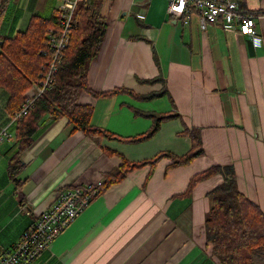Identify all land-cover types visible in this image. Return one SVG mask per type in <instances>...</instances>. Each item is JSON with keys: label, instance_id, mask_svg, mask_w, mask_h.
<instances>
[{"label": "crops", "instance_id": "crops-1", "mask_svg": "<svg viewBox=\"0 0 264 264\" xmlns=\"http://www.w3.org/2000/svg\"><path fill=\"white\" fill-rule=\"evenodd\" d=\"M107 22L98 56L90 62V89L127 92L95 96L81 91V104L93 106L91 124L120 135L150 128L151 112L178 111L149 139L122 142L72 131L66 115H45L22 155L17 180L8 172L17 147L10 92L0 88V254L14 247L38 214L49 208L62 187L94 183L129 160L168 149L184 154L191 138L184 126L200 127L204 154L172 166L163 157L134 168L106 187L42 251L32 264H219L206 240L208 192L221 172L192 178L216 165H233L241 192L264 211V0H239L253 14L262 45L223 17L202 28L199 10L190 17L168 12L169 0H88ZM2 36H14L36 15L51 17L62 0H0ZM160 76L154 83L141 79ZM6 110L8 112H6ZM4 134V136L2 135ZM151 173V174H150ZM19 182V183H18Z\"/></svg>", "mask_w": 264, "mask_h": 264}, {"label": "trees", "instance_id": "trees-1", "mask_svg": "<svg viewBox=\"0 0 264 264\" xmlns=\"http://www.w3.org/2000/svg\"><path fill=\"white\" fill-rule=\"evenodd\" d=\"M3 14L4 3L0 5V25ZM60 18V9L51 17L36 14L14 36H2L0 33V87H6L10 92L6 108L12 116L21 109L27 91L43 80L48 71V63L53 58L50 39L60 29ZM106 31V18L99 13L96 5L88 0H80L74 11L70 39L62 52L53 81L36 97L27 113L12 121L17 124V147L10 158L8 172L16 180L24 165L23 152L34 140V134L42 126L41 120L45 115H66L72 131L81 129L98 141L107 137L128 143L149 139L160 129L162 122L182 116L178 111L151 112L148 114L153 119L150 128L134 135H120L91 124L93 106L81 104L78 100L83 90L95 96H108L123 91L140 98H153L168 93L166 85L149 94H140L126 87L102 92L90 89L89 65L98 56ZM160 79V76H156L141 80L154 83ZM181 134L191 138V147L184 154L163 149L154 156L140 160H129L121 155L123 163L101 178L100 193L134 168L150 164L152 172L163 157H170L173 161L171 165L176 166L189 164L204 154L200 127L185 125ZM219 172L224 176L223 181L208 192L210 207L205 217L206 240L211 243L212 252L219 264H264V211L240 191L233 165H216L196 174L190 182L189 190L197 181Z\"/></svg>", "mask_w": 264, "mask_h": 264}, {"label": "built area", "instance_id": "built-area-1", "mask_svg": "<svg viewBox=\"0 0 264 264\" xmlns=\"http://www.w3.org/2000/svg\"><path fill=\"white\" fill-rule=\"evenodd\" d=\"M79 1L62 0L59 7L61 26L50 39L53 58L48 63V71L44 79L35 83L33 89L26 94V99L21 109L14 113L13 120L27 113L32 108L36 97L53 81L62 52L70 39L73 15ZM194 10L200 12L202 28L206 27L207 21L216 20L221 16L226 28L233 29L238 24L252 38L255 45L259 46L263 43V38L256 27L255 16L242 11L239 0H169L168 12L176 18L183 16L189 18ZM101 184L102 181L99 179L94 183L60 188L51 206L38 214L14 247L0 254V264H32L42 251L100 194Z\"/></svg>", "mask_w": 264, "mask_h": 264}, {"label": "rangeland", "instance_id": "rangeland-1", "mask_svg": "<svg viewBox=\"0 0 264 264\" xmlns=\"http://www.w3.org/2000/svg\"><path fill=\"white\" fill-rule=\"evenodd\" d=\"M0 88H1V87H0ZM31 89H33V87H32ZM31 89H29V90L27 91V93H28ZM8 93H9V91H8ZM27 93H26V94H27ZM8 98H9V97H8ZM6 112H8V111L6 110Z\"/></svg>", "mask_w": 264, "mask_h": 264}]
</instances>
